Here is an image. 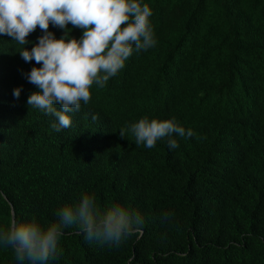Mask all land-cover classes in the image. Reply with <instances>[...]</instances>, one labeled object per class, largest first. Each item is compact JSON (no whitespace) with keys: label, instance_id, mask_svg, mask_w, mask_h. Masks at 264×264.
I'll list each match as a JSON object with an SVG mask.
<instances>
[{"label":"trees","instance_id":"1","mask_svg":"<svg viewBox=\"0 0 264 264\" xmlns=\"http://www.w3.org/2000/svg\"><path fill=\"white\" fill-rule=\"evenodd\" d=\"M139 2L152 10L155 46L134 50L103 88L93 84L59 132L27 104L38 89L23 73L42 65L0 35V230L13 219L47 228L88 194L101 212H139L142 230L109 246L64 227L49 264H264V0ZM144 117H174L195 135H174L177 149L167 138L137 146L127 129ZM0 264H18L13 249L0 246Z\"/></svg>","mask_w":264,"mask_h":264},{"label":"clouds","instance_id":"2","mask_svg":"<svg viewBox=\"0 0 264 264\" xmlns=\"http://www.w3.org/2000/svg\"><path fill=\"white\" fill-rule=\"evenodd\" d=\"M152 14L149 5H142L139 0H0V35L23 46L18 52L23 61L42 65L23 73L38 89L28 97V106L53 117L51 128L56 132L70 128L69 113L79 111L82 102H90L93 84L103 88L125 67L134 50L147 51L155 46L149 20ZM50 24L63 30L65 36L56 39L48 30ZM69 24L83 30L79 40L68 38ZM37 28L43 34L29 51L25 48L30 43L26 38ZM21 90L14 89L13 96L18 99ZM127 131L135 137L137 146L148 149L164 138L169 149H177L180 145L174 135H195L174 117L164 121L144 117ZM119 134L124 138L125 130ZM56 215L59 223L47 228L35 219H13L7 230H0V246L13 249L18 264H49L59 255L64 227L75 226L86 241L119 246L125 238L140 232L143 225L139 212L119 204L101 212L95 197L88 194L76 204L60 207ZM171 216L162 214L163 219Z\"/></svg>","mask_w":264,"mask_h":264}]
</instances>
